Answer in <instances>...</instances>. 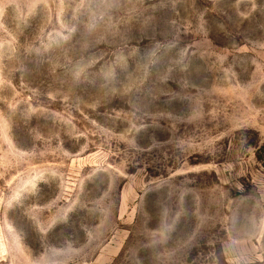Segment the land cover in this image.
Masks as SVG:
<instances>
[{
    "label": "rangeland",
    "instance_id": "rangeland-1",
    "mask_svg": "<svg viewBox=\"0 0 264 264\" xmlns=\"http://www.w3.org/2000/svg\"><path fill=\"white\" fill-rule=\"evenodd\" d=\"M0 264H264V0H0Z\"/></svg>",
    "mask_w": 264,
    "mask_h": 264
}]
</instances>
